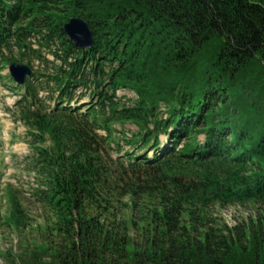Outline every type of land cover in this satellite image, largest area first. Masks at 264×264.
I'll use <instances>...</instances> for the list:
<instances>
[{
    "label": "trees",
    "instance_id": "16d2710c",
    "mask_svg": "<svg viewBox=\"0 0 264 264\" xmlns=\"http://www.w3.org/2000/svg\"><path fill=\"white\" fill-rule=\"evenodd\" d=\"M0 58L34 70L6 110L35 209L4 196L42 237L8 264H264V0H0Z\"/></svg>",
    "mask_w": 264,
    "mask_h": 264
},
{
    "label": "rangeland",
    "instance_id": "374dc122",
    "mask_svg": "<svg viewBox=\"0 0 264 264\" xmlns=\"http://www.w3.org/2000/svg\"><path fill=\"white\" fill-rule=\"evenodd\" d=\"M49 59L53 56L44 50ZM8 61L1 60L0 58V210L2 218L0 219V264H8L9 259L21 260V252L27 245L30 249H34L36 243L42 242V237L36 231V224L38 221L28 220L26 223V230H24L25 237H21L23 232L16 229V226L7 217L10 214V204L7 197L4 196V187L6 182L14 184L17 189L23 190L25 193L24 201L28 210L32 211L33 204L31 203L30 183L36 185L35 173H27L21 170L20 165L24 160V156L32 153L31 146L26 144L25 134L26 131L22 124L16 123L11 119V114L6 110L7 105H12L18 98L19 93L16 94L10 86L14 84L13 79L10 77L8 70ZM118 96L122 102H129L135 99L136 95L129 89L121 88L118 91ZM88 98V97H87ZM115 135L121 138L120 132L125 130L128 136L136 133L138 127L132 123L114 124ZM103 133V132H102ZM164 138V137H161ZM131 149L130 145L125 144V150ZM31 207V208H30ZM250 210L238 205H231L225 207L219 212L229 225L241 221Z\"/></svg>",
    "mask_w": 264,
    "mask_h": 264
},
{
    "label": "water",
    "instance_id": "95a60500",
    "mask_svg": "<svg viewBox=\"0 0 264 264\" xmlns=\"http://www.w3.org/2000/svg\"><path fill=\"white\" fill-rule=\"evenodd\" d=\"M63 27L68 39L80 49H87L94 45L93 31L84 18L73 17ZM7 68L17 85H23L26 82L25 79L33 76V68L26 63L15 61Z\"/></svg>",
    "mask_w": 264,
    "mask_h": 264
}]
</instances>
